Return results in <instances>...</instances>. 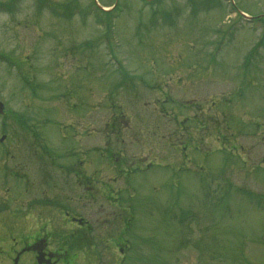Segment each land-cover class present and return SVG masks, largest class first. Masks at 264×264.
I'll use <instances>...</instances> for the list:
<instances>
[{
	"label": "rangeland",
	"instance_id": "rangeland-1",
	"mask_svg": "<svg viewBox=\"0 0 264 264\" xmlns=\"http://www.w3.org/2000/svg\"><path fill=\"white\" fill-rule=\"evenodd\" d=\"M91 1L0 0V264L17 249L11 227L29 215L26 235L35 221L68 230L59 207L71 198L89 223L86 237L73 236V252L89 257L79 264H264V0H234L243 18L229 0H161L150 10L118 0L111 32L80 13ZM157 8L171 11V25L152 17ZM140 75L154 85H139ZM171 97H198L199 116L223 111L228 131L220 140L211 123L178 129L194 111L165 103ZM27 152L30 172L20 173ZM47 158L56 171L45 185L34 173Z\"/></svg>",
	"mask_w": 264,
	"mask_h": 264
},
{
	"label": "flooded vegetation",
	"instance_id": "flooded-vegetation-1",
	"mask_svg": "<svg viewBox=\"0 0 264 264\" xmlns=\"http://www.w3.org/2000/svg\"><path fill=\"white\" fill-rule=\"evenodd\" d=\"M92 175V174H91ZM24 177H25V174H24ZM91 179H94L93 176L92 178L90 177V180ZM78 180V179H76ZM92 181V180H91ZM31 184H32V181L30 179V177L27 176V178L25 179L24 178V195L27 197L25 199V203L28 205V208L27 210L29 209L30 210V202H31ZM78 186V183H75L74 185V188L72 189V194H74L75 192L77 193V189L76 187ZM44 191H47L46 189H44ZM29 201V202H28ZM68 203L74 205V198H71V199H68L67 200ZM65 214H68V212H65ZM28 218V217H27ZM24 226H21V227H26L25 225L26 224H29V221H24ZM79 226L77 227L78 229H80V225L82 226H87V221H81V222H78ZM21 227H11V229H17V230H20ZM25 229V228H23ZM28 229L27 228L26 230L22 231V232H19L17 231V233L15 234H19L20 235V242L22 244V247L20 248L21 249H26L27 247L31 246V244L34 243L33 246H31V249L33 251L35 250H39L40 248H42L44 245V251H45V261H49V258H50V261L51 262H54V264H74L73 263V259H71V255H69V253H67L66 251H58V250H55V249H50V247L48 246L49 245V239L52 237L51 235L53 233L51 232H47L46 234H43V233H39V232H36L35 234L31 235H26V233L28 232ZM75 232V231H74ZM74 232L73 230L71 232H69V234L71 235V240H73V236L74 238L76 237V235H74ZM55 238V241L60 239L59 237H54ZM10 239L14 240V237H11ZM70 241V240H68ZM74 242V241H73ZM120 251H122V249H120ZM18 255V251L14 250V253H13V256L11 258H9L8 260H6L5 264H13L14 262V259L15 257ZM47 258V259H46ZM44 261V260H43ZM44 263V262H43ZM49 263V262H47ZM53 264V263H52Z\"/></svg>",
	"mask_w": 264,
	"mask_h": 264
},
{
	"label": "trees",
	"instance_id": "trees-1",
	"mask_svg": "<svg viewBox=\"0 0 264 264\" xmlns=\"http://www.w3.org/2000/svg\"><path fill=\"white\" fill-rule=\"evenodd\" d=\"M209 1H211V0H203V1H201V4H200V5H203V6H204V4L209 3ZM216 1H217V0H213V2H216ZM192 3H193V4H196L195 1H192ZM195 10H196V9H195ZM103 13H104V14H107V15H110L109 12H103ZM166 14H169V13H166ZM107 27H109V25H107ZM257 46H259V45H256V46H254V47L252 48V50L250 51V54L247 56L246 59L251 58L252 55H253L254 53H256V51H257ZM226 99H227V98H226ZM224 102H225V100H224ZM229 102H230V101H228L227 103H229ZM187 103H188L187 106H182V107H186V108H188V107H190V106L195 105V104H193V103H191V102H187ZM215 104H216V103H215V101L213 100V106H214ZM196 105H198V104L196 103ZM221 112H222V113H220V115L223 114V116H219V115H216V116H215V115H211V114H209V115H207V117H206L207 120H203V121H200V118L196 117V118L194 119V121L196 122V124H195L196 129L203 130L205 124L208 125L207 123H211V124H212V127L214 128V130H215L217 133H219L218 138L221 140V137L224 135L223 130L228 131V129L224 126V120H223V119H225L226 115H225V113H224L223 111H221ZM220 118H222V119L220 120ZM204 123H205V124H204Z\"/></svg>",
	"mask_w": 264,
	"mask_h": 264
},
{
	"label": "water",
	"instance_id": "water-1",
	"mask_svg": "<svg viewBox=\"0 0 264 264\" xmlns=\"http://www.w3.org/2000/svg\"><path fill=\"white\" fill-rule=\"evenodd\" d=\"M2 109V105H1V103H0V110Z\"/></svg>",
	"mask_w": 264,
	"mask_h": 264
}]
</instances>
